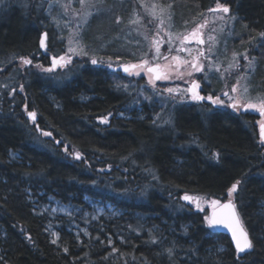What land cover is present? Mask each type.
I'll use <instances>...</instances> for the list:
<instances>
[{"label":"trees","instance_id":"1","mask_svg":"<svg viewBox=\"0 0 264 264\" xmlns=\"http://www.w3.org/2000/svg\"><path fill=\"white\" fill-rule=\"evenodd\" d=\"M153 1L172 4L177 29L206 23L216 5V0ZM39 2L6 0L0 5V264H264V143H259L256 119L194 101L162 105L158 99H139L141 80L133 85L107 64L89 63L91 52L136 60L131 51L116 48L115 40L135 0H121L110 30L99 25L93 31L96 16L90 15L88 30L81 33L88 55L76 59L69 80L51 81L22 66L21 56L33 63L37 55L43 59L39 41L44 30L50 51L59 50L58 43L63 49L61 35L58 43L54 38L47 3ZM220 2L229 6L232 17L229 35L225 25L218 27L224 55L247 53L256 58L255 70L245 71L248 61L242 59L239 69L227 75L232 74L229 82L202 81L203 87L215 91L226 83L229 89L236 72L246 74L251 98L264 96V0ZM25 106L62 144L33 134ZM103 116L108 123L100 122ZM64 145L82 159L66 153ZM212 153H219V160L211 159ZM237 180L241 183L232 200L254 243L239 260L229 238L204 221L211 211L208 202L228 199ZM185 194L201 197L204 211L182 200ZM50 196L76 207L86 206L85 197L110 202L121 214L101 217L94 223L100 230L89 227L81 239L66 229L70 219H64L57 246L46 232L47 217L36 214L32 202ZM173 247L170 259L165 250Z\"/></svg>","mask_w":264,"mask_h":264},{"label":"rangeland","instance_id":"2","mask_svg":"<svg viewBox=\"0 0 264 264\" xmlns=\"http://www.w3.org/2000/svg\"><path fill=\"white\" fill-rule=\"evenodd\" d=\"M41 1L42 0H40V2ZM43 2L47 3L46 14L51 17L57 32L62 37L64 52L67 55H71L72 60L84 56L68 53V48H84L81 33L88 30V23L86 22L90 15L96 16L95 25L92 27L93 31L100 28L99 25H104V27H107V29L110 30L114 26L110 22L111 17L116 10L119 11L122 8L121 0H103L102 3L100 0H87L83 5L80 3V0H43ZM161 8H164L163 12H161ZM171 12H173L172 7H164L153 0H135L134 6L130 9L129 16L126 20L127 22L122 26V31L117 35L118 37L115 38V40H117L116 48H126L128 51H131V53L135 55L134 57H136V60L132 61L124 59L116 54H111L102 58L95 55V52H91V56L87 57L89 63H91V57H96L97 59L102 58L104 64H107L109 62L108 58L111 57L113 65L140 63L141 59H148L150 61V66L159 64L160 73L168 75L169 78L154 81L155 88L149 83V74L146 71H141L139 76L129 75L127 73L123 74V76L132 80L131 83L133 85L135 81L141 80L137 98L144 100L145 96H148L151 97V99H158L162 105H165L167 102L179 104L184 100L194 101L191 99L189 93L184 92V90L191 84L190 80L194 75L201 76L202 78H199V81H204L206 83L210 82V85L211 82H229L228 77L232 74L229 76L227 75L234 70V68H229V65L234 64L235 61L233 60V54L230 55L231 57H226L224 55L226 43L220 44L222 40L220 38L221 30L218 29L219 25H225L228 30V32H226L225 29V32L229 35V29H231L232 26V17L229 16V13L224 14V20L218 19V16L221 15L220 13H214L212 16L206 17V23L199 20L194 22L190 27L188 26L187 28L177 29L176 24L173 23ZM161 20H163V24H161ZM133 21L136 22L133 23ZM200 24L205 25V27L200 29L205 43L200 45L194 41L185 42L183 46L192 49L193 56L197 54L198 49L203 50L205 56L210 57V59H204V57H201V61L205 65L204 71L193 72L190 77L187 75V72L191 71V69L181 63L179 70L184 72L185 75L184 78H178L175 70L177 62L173 61L172 57L179 55L183 59L188 60H191L192 57L189 56L187 52L181 51L177 53L175 49L181 47L180 40L182 37L188 35ZM169 40H171V45L168 43ZM70 41L71 43H69ZM77 41L79 43H77ZM154 41H160V51L162 54L161 57L156 60L152 59L155 53V48L153 46ZM218 44L220 47V55L218 52ZM169 47L172 48L171 52H169ZM209 49L211 50L209 51ZM243 54L242 56H239V54L237 55V60L240 65H242V59H244ZM164 56H167L168 59L165 60L163 58ZM220 56L225 60L224 62L220 60ZM117 57H119V59H117ZM72 60L71 62L73 63L78 61ZM247 64L248 62L246 65ZM246 65H244L245 71H251ZM73 66L74 65L72 64L70 68L54 74L53 77L57 76L55 80L61 83L69 80L74 73L72 72V69H75ZM217 68H219V71H216ZM238 76L239 74L235 72V81ZM199 81L197 82L199 83ZM245 84L246 80L242 79L240 81L241 90ZM124 86L122 88L125 89L126 87ZM201 86L202 85L200 84V87ZM167 88H173L179 91L169 94L164 91ZM146 89L148 92H146ZM230 94L239 97L242 95V91ZM252 99L253 101L256 100V98ZM261 120H264V117L256 120L257 125H259V121ZM84 200L86 204L85 207H76L70 203H63L52 196L47 197L46 202L32 201L34 212L38 215H45L47 217L48 221L45 224V229L51 241L54 239L57 240L55 245L61 246L58 229L61 227L64 219H70L66 229L73 233L78 239H81V237H87L89 235V227L94 228L95 230H100V228L94 223H97L101 217L110 219L121 214V210L116 208L110 202H102L101 200L92 199L90 197H85ZM53 233H56V235H53ZM118 239L123 240V236H119Z\"/></svg>","mask_w":264,"mask_h":264},{"label":"snow or ice","instance_id":"3","mask_svg":"<svg viewBox=\"0 0 264 264\" xmlns=\"http://www.w3.org/2000/svg\"><path fill=\"white\" fill-rule=\"evenodd\" d=\"M6 0H0V5H4ZM87 2V0H80V3L83 5ZM102 3L103 0H100ZM95 6V5H92ZM155 7V6H154ZM168 8L172 7V4L167 5ZM164 11V8H161V12ZM210 12L213 13H220L221 15L218 16L219 20H224L225 15L230 12V8L227 4L221 3L220 0H216L215 8H210ZM119 22V19L117 20ZM136 21H133L135 23ZM161 24H163V20H161ZM205 27L204 24H200L197 26L196 29H193L188 35H185L180 40L181 47H178L175 49L177 53L183 51L187 52L189 56L192 57L191 60L183 59L179 55L173 56L172 60L176 61L177 64L175 65V70L178 75V78H184L185 73L181 72L180 65L181 63L190 68L191 71L187 72V75L190 77L193 72H203L205 69L204 63L201 61V57H204V59H210V57L205 56V52L203 50L198 49L197 54L195 56L192 55L193 50L190 48H186L183 45L185 42H195L197 44L203 45L205 43L204 39L202 38V33L200 31L201 28ZM222 30V29H221ZM48 33L45 32L42 34L40 41H39V47L41 49H44L47 51V40ZM261 37H264V33H260ZM71 43V41L69 42ZM77 43H79L77 41ZM168 43L171 45V40L168 41ZM153 46L155 48V53L152 57L153 60L159 59L161 57V51H160V41H154ZM211 49H209L210 51ZM172 51V48L169 47V52ZM68 53H74L76 55H84L87 56L88 52L85 50V48L81 47L79 49L77 48H68ZM147 55V54H145ZM237 53H233V60L235 61L234 64H230L229 68H236L239 69L240 64L237 60ZM244 59L248 61V64L246 65L247 68H250L252 71L255 70L254 62L256 60L255 57H249L247 53L243 54ZM165 60L168 59L167 56L163 57ZM71 55H61V56H53L51 58V66L45 68L42 64H35L34 67L44 71V72H52L57 67H64L66 64L71 63ZM119 59V57H117ZM19 60L21 62L22 66H30L33 65V60L28 57L21 56L19 57ZM107 68L111 69L112 71H117L118 68L113 67L112 58H108ZM90 62L92 65H102L104 63L103 59H97L96 57H91ZM119 68H122L123 72L129 74V75H136L139 76L141 71H146L149 74V83L153 85V88H155L154 81L161 80V79H168L169 76L166 74H162L158 71L160 68V65L157 64L155 66H150V61L148 59H141L140 63L135 64H124L120 65ZM216 71H219V68L216 69ZM246 74H241L236 78V83L231 85L229 87L228 91H224L222 95L224 97L228 98V107H231L232 109L239 111L241 108L244 109V111H248L249 109L258 111L261 117H264V96H258L255 101L252 100V98L249 96V87L247 84H245L241 90L240 88V81L242 79H245ZM5 88L8 87V85H4ZM117 87H121V85H117ZM127 87V86H124ZM200 88V84L192 80L191 86L184 90L185 93H190L191 99L195 101H203L208 100L213 105H219L223 106L225 104V101L221 98L220 95H213L209 94L207 96L200 95L198 89ZM12 91L15 92V88H12ZM20 91H24V86L20 85ZM165 92L169 94H173L174 92H178L179 90L173 89V88H167L164 90ZM238 91H242V95L239 97H235L231 95L230 93H237ZM145 99L150 100L151 97L145 96ZM25 111L27 112L28 117L35 123L37 120V113L35 111H28L27 107L25 106ZM111 113H109V116ZM101 123H108V116H103L100 118ZM171 121H165L164 123H170ZM155 124L156 121H153ZM260 125V138L261 143H264V120L259 121ZM37 130L41 131V134L46 137H52L53 133L51 131H44L39 129V125H36ZM55 144L60 145L62 144L61 140H55ZM64 151L68 153L69 155H73L75 159L80 160L82 159L81 153L79 151H74L72 153L68 152V145H64ZM211 159L219 160V153H212ZM153 179H156L155 176H153ZM241 183V181L237 180L235 183L231 185V187L228 189L227 195L228 200L225 203H221L219 199H212L208 202L209 206L212 209L211 215H205L204 221L206 222V225L209 229L214 230L219 227H223L228 229L231 232L232 240L235 243V250H236V258L237 260L241 259V254H245L247 252H250L254 248L253 240L250 238L248 231L244 228L239 213L237 212V205L233 202L232 197L234 193L238 192V185ZM182 200L187 201L190 204L195 205V207L199 211H204V209L201 207L202 198L199 196H192L185 194L181 197ZM55 211V210H53ZM70 214V213H69ZM187 229H185V232ZM53 235H56V233H53ZM28 239H31L30 236L27 237ZM58 238V237H57ZM152 243H157L156 239H152ZM53 244L57 243V240L52 241ZM109 244L112 243L111 240L108 241ZM222 250V249H221ZM65 252L68 251L67 248L64 249ZM113 252L117 251V249L113 248ZM166 253L170 259H174L175 257V249L173 248H167ZM2 259V257H0Z\"/></svg>","mask_w":264,"mask_h":264},{"label":"flooded vegetation","instance_id":"4","mask_svg":"<svg viewBox=\"0 0 264 264\" xmlns=\"http://www.w3.org/2000/svg\"><path fill=\"white\" fill-rule=\"evenodd\" d=\"M45 32H47V31L44 30V31L42 32V34L45 33ZM54 32L56 33V34H54V38H55V40H56L57 43H58V42H59V41H58V37H57L58 32H57V30L54 31ZM41 36H42V35H41ZM60 43H61V42H60ZM46 44H47V51H45L44 49H41V50H42V55H41V56H44L45 59H44V57H43V59H41V58H39L40 55H37V58H38V59L36 60V62L33 63V65H30V66H28V67H29L31 70H32V69H36L37 71L41 72V73L43 74V76L48 77V79H50L51 81H54V79L57 78V76L53 77L54 74H57V73L60 72V71H63V70H65V69H67V68H70L71 65L74 64V63L71 62V63L66 64V66H64V67H57V68H55L52 72H44V71H42V70H40V69L34 67L35 64H42L45 68L50 67V66H51V58H52L53 56L66 55L65 52H64V50L62 49V45L59 44V43H58V47H57L59 50H57V51L54 52V53L50 51V48L48 47V45H49V43H48V36H47ZM49 46H50V45H49ZM50 47H51V46H50ZM51 48H53V47H51ZM71 60H72V59H71ZM72 61H76V59H75V60H72ZM76 62H77V61H76ZM192 80L199 81V75H194V77L190 80V82H191ZM199 83L202 85V86L198 89L200 95H203V96H207V95H209V94L220 95L221 98L225 101V104H224L223 106L213 105V104H211L210 101H208V100H203V101H195V104H196L197 106L206 107V108H209V109L216 110V111H218V112H227V113H230V115H232V116H235V115H238V114H243V113H246V114L248 113V114L251 115V117H252L253 119H256V120H257V119H260V118H261V116H260V114H259L258 111H254V110L249 109L248 111L245 112L243 108H241L239 111H236V110L232 109L231 107H228V106H227V105H228V98H227V97H224V96L222 95V93H223L224 91H228V90H229L227 87H225V85H224V86L222 85L223 87L221 86V88H219L218 90L216 89V90L214 91V90H211L209 87H208L209 89H208V88L205 89V88L203 87L202 82L199 81ZM233 94H234V93H233ZM23 110L25 111V109H23ZM28 111H30V110H28ZM31 111H35V110H31ZM35 112H36V111H35ZM25 116H26V118H27V120H28L29 126H30V127L32 128V130H33V131H32L33 134H34L36 137H39V138H42V139H46V140L52 141V143H54L55 140H58L54 135H52V137H46V136H43V135L41 134V131L37 130L36 125H39V129H41V130H44V131H51V130H49L48 128H45V127L40 126V124H39V122H38L37 120H36V122L34 123V122L28 117L26 111H25ZM255 117H256V118H255ZM256 120L254 121V125H256V128H257V137H258L259 143H261V138H260V125H257ZM51 132H52V131H51ZM54 144H55V143H54ZM55 145L57 146V144H55Z\"/></svg>","mask_w":264,"mask_h":264},{"label":"water","instance_id":"5","mask_svg":"<svg viewBox=\"0 0 264 264\" xmlns=\"http://www.w3.org/2000/svg\"><path fill=\"white\" fill-rule=\"evenodd\" d=\"M131 64H135V63H131ZM121 65H124V64H121ZM119 66H120V65L115 66L114 68H118L117 71H120V72L123 73L122 68H119ZM158 71H159V69H158ZM159 72H160V71H159ZM190 86H191V85H190ZM227 200H228V199L223 200L221 203H225V202H227ZM211 212H212V209H211V211L209 212V215H211ZM237 212H238V211H237ZM214 231H216L217 233L225 234V235L229 238V240H230V242H231V245H232V246L234 247V249H235V243H234V241L232 240L231 232H230L228 229L223 228V227H219V228L214 229Z\"/></svg>","mask_w":264,"mask_h":264}]
</instances>
